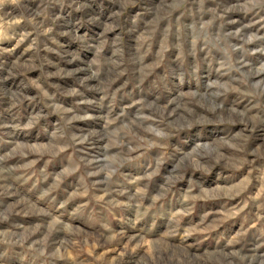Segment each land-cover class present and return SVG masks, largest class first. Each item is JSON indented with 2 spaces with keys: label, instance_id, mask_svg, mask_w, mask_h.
<instances>
[{
  "label": "rangeland",
  "instance_id": "rangeland-1",
  "mask_svg": "<svg viewBox=\"0 0 264 264\" xmlns=\"http://www.w3.org/2000/svg\"><path fill=\"white\" fill-rule=\"evenodd\" d=\"M0 264H264V0H0Z\"/></svg>",
  "mask_w": 264,
  "mask_h": 264
},
{
  "label": "clouds",
  "instance_id": "clouds-1",
  "mask_svg": "<svg viewBox=\"0 0 264 264\" xmlns=\"http://www.w3.org/2000/svg\"><path fill=\"white\" fill-rule=\"evenodd\" d=\"M29 126H31V125H29Z\"/></svg>",
  "mask_w": 264,
  "mask_h": 264
}]
</instances>
